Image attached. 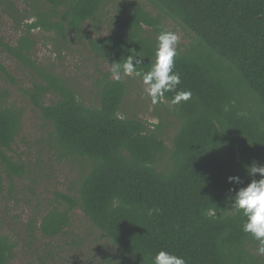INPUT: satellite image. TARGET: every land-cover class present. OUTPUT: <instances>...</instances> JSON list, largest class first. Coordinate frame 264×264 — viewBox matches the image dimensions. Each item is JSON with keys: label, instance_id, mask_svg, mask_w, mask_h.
Segmentation results:
<instances>
[{"label": "trees", "instance_id": "trees-1", "mask_svg": "<svg viewBox=\"0 0 264 264\" xmlns=\"http://www.w3.org/2000/svg\"><path fill=\"white\" fill-rule=\"evenodd\" d=\"M28 1L29 9L20 11L0 0L13 22L27 20L16 46L1 39L0 45L34 70L36 79L24 94L48 130L53 153L75 164L79 174L71 192L53 193L37 228L33 220L27 224L31 240L36 232L62 236L79 209L114 248L104 264H152L161 249L186 264H264L261 243L242 231L244 217L231 208L229 188L238 186L226 182L238 175L246 184L251 178L245 166L264 164V0L124 5L114 18L117 27L102 40L91 39L82 26L98 18L105 0ZM166 19L190 38L177 47L173 70L181 80L177 91H190L191 98L172 104L175 93L167 92L158 102L172 105L165 108L178 121L170 146L162 121L153 127L122 115L125 76L116 80L107 73L97 84L96 105L87 106L64 77L29 57L34 42L27 35L35 30L61 40L81 32L108 65L132 49L142 60L138 69L147 71ZM0 72L15 82L1 64ZM47 95L53 100L45 104ZM6 96L0 93V196L5 185L13 189L27 173L25 163L7 153L21 130L23 110L8 106ZM13 248L0 236V264L9 263Z\"/></svg>", "mask_w": 264, "mask_h": 264}, {"label": "rangeland", "instance_id": "rangeland-1", "mask_svg": "<svg viewBox=\"0 0 264 264\" xmlns=\"http://www.w3.org/2000/svg\"><path fill=\"white\" fill-rule=\"evenodd\" d=\"M10 1L20 11L29 9L28 0ZM124 5H146L149 9L145 0H105L98 18L82 26L87 36L93 40L107 37L117 27L114 18L118 19ZM26 21L22 18L13 22L0 6L1 41L16 46L19 38L24 36ZM165 27L178 36L177 47L189 42L188 33L172 20L166 19ZM87 36L72 32L66 35V40H61L57 38L58 34L35 30L27 35L34 42L29 57L35 65L64 77L85 105L95 106L97 84L107 73L111 78L113 76L110 66L91 50ZM0 64L15 81L11 82L0 72V93L6 92L8 106L23 110L21 130L7 153L27 166V173L14 181L13 189L5 185L0 196V236H7L14 246L8 264H104V258L115 254L114 248L79 209L72 212L70 226L62 236L44 238L36 232L32 240L29 237L27 224L33 220L37 228L41 217L52 205L53 193L71 192L79 174L75 164L53 153L48 144V130L38 110L24 94L36 79L34 70L1 45ZM123 80L126 93L120 110L122 115L136 117L153 127L162 121L165 144L170 146L178 121L165 106L171 108L172 105L166 102L153 105L141 80L134 76H125ZM52 100V95L43 98L45 104Z\"/></svg>", "mask_w": 264, "mask_h": 264}, {"label": "clouds", "instance_id": "clouds-1", "mask_svg": "<svg viewBox=\"0 0 264 264\" xmlns=\"http://www.w3.org/2000/svg\"><path fill=\"white\" fill-rule=\"evenodd\" d=\"M178 42L179 38L173 31L161 30L156 37L154 59L147 71L138 69L137 65H141L142 60L137 58V52L129 49V54L123 61L109 64L110 72L116 80H120L122 76L140 78L144 92L153 105L160 102L167 92L175 93L172 104L187 101L191 98V92L177 91L181 80L180 75L173 70ZM245 172L251 178L246 184L238 175L226 178L227 183L238 186L229 188V193H232L229 197L231 208L244 217L242 231L259 241L262 245L260 250L264 252V164L245 166ZM257 175L259 179L255 178ZM152 264H186V260L161 249L152 256Z\"/></svg>", "mask_w": 264, "mask_h": 264}]
</instances>
